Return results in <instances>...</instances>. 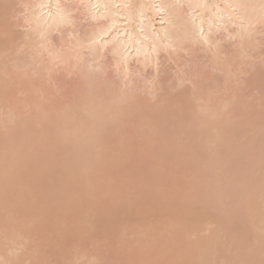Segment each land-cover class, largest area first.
I'll use <instances>...</instances> for the list:
<instances>
[{
	"label": "bare ground",
	"instance_id": "obj_1",
	"mask_svg": "<svg viewBox=\"0 0 264 264\" xmlns=\"http://www.w3.org/2000/svg\"><path fill=\"white\" fill-rule=\"evenodd\" d=\"M263 134L264 0H0V264H264L255 224L213 211L227 183L203 169L241 139L252 153ZM134 158L146 159L135 175L121 167ZM242 161L216 165L233 187ZM178 176L198 191L158 233L129 229L128 205L120 221L99 208L131 184L142 200L172 196ZM190 204L201 208L188 215ZM96 225L126 242L118 254L71 238ZM128 231L155 237L134 248Z\"/></svg>",
	"mask_w": 264,
	"mask_h": 264
},
{
	"label": "rangeland",
	"instance_id": "obj_2",
	"mask_svg": "<svg viewBox=\"0 0 264 264\" xmlns=\"http://www.w3.org/2000/svg\"><path fill=\"white\" fill-rule=\"evenodd\" d=\"M263 135H261V136H263ZM259 139L262 142V139L261 138H259ZM235 141H238V140H235ZM259 141H258V143H259ZM246 143L250 144V142H247L246 139H241L240 141H238V143H236V144H238V146L236 145L237 146L236 148L226 147V148H223L222 151H220V152H216V153L211 154L208 158V161L204 163L205 166H203V169L205 170V173L210 176V180L212 182L219 179V176H222L223 179L227 183L224 186H219L220 187L219 188V191H220L219 194L222 196V201L224 203V205L223 204L222 205L224 207H220V208L218 207L217 209H214L213 211L215 212V210H216V212H219V210L221 211V208H223V209L225 208V210H223L222 214L226 215L228 213H225V211H228V209L230 208L229 210L231 211L232 214H234L233 216H237L239 218V220L238 219L236 220L237 222L234 221L235 223H233V224H235L236 227L232 224L233 227H235L237 229L238 228L241 229V227H243L242 224H244L246 227L249 228V222L252 221V222H250V224L251 223L255 224L254 225L255 231H257L259 236L264 239V223H263L264 215L261 216L262 214H264V201L262 200V199H264V173L260 174V175L252 176L253 174H251V172L254 170L251 168L254 165L250 166L252 163L251 157L253 156L252 154H253L254 150L256 149V151H257L256 154L258 153L259 147H261L259 150L264 151V144H263L264 142L259 147L257 145H259L260 143L259 144L257 143V145H255L256 148L254 147V150L252 153H250L252 151V148H253L251 146H254V145H251L252 144L251 143L250 144L251 146H249ZM259 152H262V151H259ZM249 153L252 156L248 157ZM263 153L264 152H262V154ZM254 154H255V152H254ZM262 154L260 153V156ZM234 156H237L239 161H242L241 159L244 160V161L240 162V164H242V165H244L243 162H245L247 158H250L249 161H251V162H249L247 160V162H249V163L245 162V163H247V164H245V167H246L245 170L240 172V174L242 175V177L244 179L241 176L239 177V174H237L238 178H241V182L244 181L242 184L238 183L239 186H237V187H233L231 185L232 173L230 171L222 172V169L224 167H227V166H224L219 171L217 170V166H216L219 162H224V163L230 164L231 162H229V161ZM260 156H258V158H260L261 161L258 160L260 163L258 162L259 164L258 163L257 164H258V166H260V165L264 166V161H262V160H264V158L262 159V157H260ZM145 161H146V159H143V158H141V159L134 158L132 163H130V164L125 163V166H121V167H125L124 170H131L132 169L131 170V171H133L132 174L135 175L138 173L140 168L145 167V166H143V163H145ZM255 166H256V163H255ZM259 176H261L260 180H258ZM35 178L37 179V186H39V185L41 186V185L48 183V181H46L45 177L38 176V174L35 175ZM242 179H243V181H242ZM245 179H247V180L252 179L251 181H253L255 185L253 184V186H251V188L250 187L249 188L242 187V185L244 183H246ZM253 179H255L256 181ZM140 180H142V179H140ZM190 180H192L191 177L187 178V177L178 176L174 180L177 187H178L177 193L176 194L173 193V194H171L172 196H165V197L158 199V200H157V198H154V199L150 198L148 200L140 199L138 197V188H136L135 185L131 184L129 186V188H127L126 195L123 196L122 198L117 197L112 192L105 194L102 197V202L100 203L99 208H101L102 210H105L108 213L116 216L117 219H119V221H120L122 219V216L124 215L122 210L124 209V207L126 205H128L130 207V212L126 215L127 218L123 219V222H126L127 219H129L131 221L129 223V229H134L136 227L141 226L142 228L149 231V233L153 230H156L158 233V232L162 231L164 229V227L171 222V217L169 216L167 209L172 208V206L174 204H177L178 202L189 198L191 195H193V193L198 191L195 186L190 187V185H188ZM255 182L256 183L258 182V183L256 184ZM255 186H257V187H255ZM251 190H252V192H251ZM251 193H254L255 197L253 194L250 196L248 195L249 197L246 196L247 194H251ZM199 194H201V193H199ZM245 197H247L248 200H246ZM257 197H259V199H257ZM250 198H253V199L255 198L258 201V203H256L257 202L256 201L254 203L253 207H251L252 210L247 209V208H249L250 205H248L246 201L249 202ZM191 205L193 206V204H190V206H189V212L187 213L188 215L195 214V212H197L198 210H200L199 208H201L199 204L198 205L195 204L198 207H196L195 205L192 207ZM206 206L208 207V204H206ZM176 212L178 213V211H176ZM248 212L250 214L253 212L252 213L253 216L251 215L252 216L251 220L249 219L250 217L249 218L245 217V213H248ZM52 215L53 214L51 211H43L41 213L40 218L42 220H44V222L46 223L47 221H51V219L53 218ZM233 219L235 220L236 218H233ZM42 220H40V221H42ZM123 222H119L120 223L119 228L124 226ZM181 222L185 223L187 225H195V223H196L193 218H189V216H187L186 214L181 215ZM237 224H239L240 227H238ZM252 224H251V227H252ZM258 227H260L261 228L260 230H262V231L256 230ZM242 229H245V228L243 227ZM247 231H250V229H247ZM149 233H147V234H149ZM245 236L246 235H244V237ZM249 236H250V234H249ZM154 237H155V235H153V236L152 235L136 236V235L129 232L128 234H126L125 238L127 240H130V242L134 246V248H139V247H144L145 245H147L148 241H150ZM250 237L252 238V236H250ZM71 238H73V240L78 239V238H82L83 242L87 246H89L91 249L100 247L102 245H106L111 252L117 253V254H118L117 251L120 250V248L126 244V242L119 241L116 237V234L105 233V228L102 225H96L92 230H90L86 234H83V233L74 234V237L72 235ZM245 238H244L245 241L246 240L248 241V239H250L248 237V235ZM70 240H72V239H70ZM46 241H47L46 243L44 242L46 244V246H45L46 255L47 256H53V251H54L53 243L50 240H46ZM234 242L235 241H232V243H230L229 246L232 247ZM250 242H252V240ZM247 243H245V244H247ZM221 253L222 252L219 251L218 254L216 253V256H219Z\"/></svg>",
	"mask_w": 264,
	"mask_h": 264
},
{
	"label": "clouds",
	"instance_id": "obj_3",
	"mask_svg": "<svg viewBox=\"0 0 264 264\" xmlns=\"http://www.w3.org/2000/svg\"><path fill=\"white\" fill-rule=\"evenodd\" d=\"M97 259L99 260V264H104V261L103 260H101L99 258H97Z\"/></svg>",
	"mask_w": 264,
	"mask_h": 264
}]
</instances>
